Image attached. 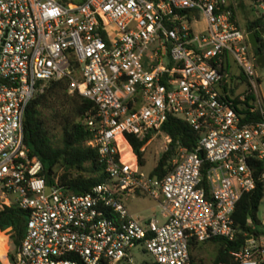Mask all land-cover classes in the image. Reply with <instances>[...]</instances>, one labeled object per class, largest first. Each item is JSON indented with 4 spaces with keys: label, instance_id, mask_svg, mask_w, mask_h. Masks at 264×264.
<instances>
[{
    "label": "built area",
    "instance_id": "built-area-1",
    "mask_svg": "<svg viewBox=\"0 0 264 264\" xmlns=\"http://www.w3.org/2000/svg\"><path fill=\"white\" fill-rule=\"evenodd\" d=\"M247 34L233 0H0V209L13 201L27 211L19 244L6 246L0 264H127L136 247L157 264H188L190 241L232 239L236 201L264 158V101ZM229 59L256 119L242 121L221 91L222 77L235 74ZM59 79L95 105L84 118L87 144L106 179L83 193L47 182L23 138L28 102ZM243 90H234L240 100ZM169 114L199 133L193 150L161 134ZM158 134L160 151L173 150L161 175L140 168L127 138L144 152ZM127 194L154 199L161 219L130 213ZM259 238L231 252L235 264H258Z\"/></svg>",
    "mask_w": 264,
    "mask_h": 264
},
{
    "label": "trees",
    "instance_id": "trees-1",
    "mask_svg": "<svg viewBox=\"0 0 264 264\" xmlns=\"http://www.w3.org/2000/svg\"><path fill=\"white\" fill-rule=\"evenodd\" d=\"M264 1V0H261ZM245 29L254 32L258 46L252 47L256 57L264 54V34L260 32L264 27L262 17L245 22ZM239 79L238 82L235 80ZM246 79L240 70L238 73L222 77L221 91L226 99L232 97V105L242 121L258 118V111L253 108V94L245 88L242 92L245 99L238 98L236 87ZM253 110H250L252 109ZM95 110L94 103L77 91L68 92L64 79L50 80L44 90L36 93L28 102L22 120L23 138L29 148V155L38 158L46 174L47 182L57 178L58 184L73 193H83L97 183L106 179L104 164L100 160L97 149L87 144L91 132L84 122L88 113ZM161 134L171 137L170 146L180 144L186 151L193 150L199 138V133L191 128L184 120L169 114L161 126ZM129 144L138 162L143 164V152L139 150L142 141H137L127 135ZM173 150L170 148L157 156L154 173H166L171 164L169 162ZM264 158L254 161V186L241 194L236 201L232 222L235 234L232 239L222 236L197 242L190 241L188 264H235L232 251L241 249L248 235H264L261 220L257 215L258 205L263 196ZM27 211L15 202L3 205L0 209V229L10 228V236L17 246L24 232ZM215 244L214 254L209 262L195 260L193 250L199 249L205 242ZM258 264H264V258L257 256ZM139 264H157L152 258Z\"/></svg>",
    "mask_w": 264,
    "mask_h": 264
},
{
    "label": "rangeland",
    "instance_id": "rangeland-1",
    "mask_svg": "<svg viewBox=\"0 0 264 264\" xmlns=\"http://www.w3.org/2000/svg\"><path fill=\"white\" fill-rule=\"evenodd\" d=\"M235 2V14L238 18V21L242 27L245 28V22L256 17H262L264 20V1L261 0H233ZM194 29L204 28V22L201 19V16L198 15V22L194 24ZM261 33L264 34V27L261 28ZM231 63L232 72L238 73V67L232 59H229ZM255 73L258 78L257 91L262 101H264V66L259 67L256 65ZM245 84L241 83L236 87V91L243 90ZM161 136L158 134L155 136L150 144L147 145L145 151L143 152L144 162L140 168L146 172L151 171L156 164L157 156L162 153L160 151L161 146ZM264 181V179H263ZM14 195H9L10 199H13ZM122 202L129 210L130 213L139 218H145L151 214H155L159 219H161L159 207L157 202L149 198L148 196L127 194L122 196ZM257 215L260 220L264 219V184H263V196L258 205ZM261 229L264 230V227L261 226ZM263 236V235H261ZM6 244L10 249H14L16 246L12 241L10 233L8 234L7 239H4ZM261 251L258 256L263 259L264 254V238H259L258 241ZM215 244L212 242H205L201 245L199 249L193 250V255L195 260L201 259L204 262H209L214 254ZM132 259L131 262L127 264H139L143 260L151 258V255L142 251L139 247L132 248Z\"/></svg>",
    "mask_w": 264,
    "mask_h": 264
},
{
    "label": "water",
    "instance_id": "water-1",
    "mask_svg": "<svg viewBox=\"0 0 264 264\" xmlns=\"http://www.w3.org/2000/svg\"><path fill=\"white\" fill-rule=\"evenodd\" d=\"M260 32H261V30H260ZM247 38H248V41H249V43L251 44L252 47L256 48L258 46V40H257L256 35H255L254 32H248ZM256 64L259 67H263L264 66V54H261V55H259L257 57ZM199 153L200 154L202 153L201 149L199 150ZM205 166H206V164L203 165V167H205Z\"/></svg>",
    "mask_w": 264,
    "mask_h": 264
},
{
    "label": "bare ground",
    "instance_id": "bare-ground-1",
    "mask_svg": "<svg viewBox=\"0 0 264 264\" xmlns=\"http://www.w3.org/2000/svg\"><path fill=\"white\" fill-rule=\"evenodd\" d=\"M4 239H5V236L2 234V233H0V255H2L3 254V243H4Z\"/></svg>",
    "mask_w": 264,
    "mask_h": 264
},
{
    "label": "crops",
    "instance_id": "crops-1",
    "mask_svg": "<svg viewBox=\"0 0 264 264\" xmlns=\"http://www.w3.org/2000/svg\"><path fill=\"white\" fill-rule=\"evenodd\" d=\"M5 236V239H7L8 235H4ZM264 238V235L263 236H260V238ZM6 246H8L4 240V243H3V251L6 249ZM263 258H264V254H263Z\"/></svg>",
    "mask_w": 264,
    "mask_h": 264
}]
</instances>
